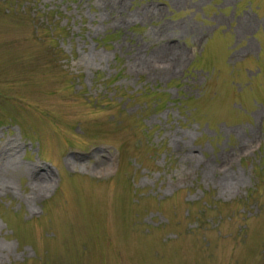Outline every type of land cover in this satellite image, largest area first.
I'll use <instances>...</instances> for the list:
<instances>
[{"label":"rangeland","instance_id":"1","mask_svg":"<svg viewBox=\"0 0 264 264\" xmlns=\"http://www.w3.org/2000/svg\"><path fill=\"white\" fill-rule=\"evenodd\" d=\"M0 264H264V0H0Z\"/></svg>","mask_w":264,"mask_h":264},{"label":"bare ground","instance_id":"2","mask_svg":"<svg viewBox=\"0 0 264 264\" xmlns=\"http://www.w3.org/2000/svg\"><path fill=\"white\" fill-rule=\"evenodd\" d=\"M87 154V157L88 159L91 158V159H94L95 157H98L100 160H102L103 158H101L103 156L102 152H99V151H90ZM82 154L80 153H72L70 154L69 156H67L65 159H66V163L68 166H70L71 168L73 167H77V166H81V167H85L86 165L88 167H92L94 170L95 169H100L101 171H106L110 168L111 166V159L108 158L109 160V163H99L97 160V163L95 164H91L88 160V162H85L83 159H82ZM90 170V169H89ZM91 171V170H90ZM97 171V170H96Z\"/></svg>","mask_w":264,"mask_h":264}]
</instances>
